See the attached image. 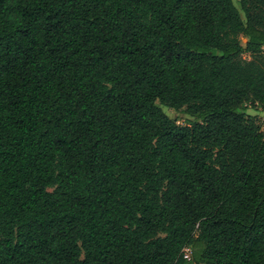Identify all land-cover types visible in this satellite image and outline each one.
Returning a JSON list of instances; mask_svg holds the SVG:
<instances>
[{
    "label": "trees",
    "instance_id": "1",
    "mask_svg": "<svg viewBox=\"0 0 264 264\" xmlns=\"http://www.w3.org/2000/svg\"><path fill=\"white\" fill-rule=\"evenodd\" d=\"M248 106L264 0H0V264H264Z\"/></svg>",
    "mask_w": 264,
    "mask_h": 264
},
{
    "label": "rangeland",
    "instance_id": "2",
    "mask_svg": "<svg viewBox=\"0 0 264 264\" xmlns=\"http://www.w3.org/2000/svg\"><path fill=\"white\" fill-rule=\"evenodd\" d=\"M248 58V56H246ZM161 110L171 119L175 120L178 125H188L191 124L194 119L184 113L183 110L181 111H175L173 109H170L166 106L159 105ZM246 113L252 116L256 117L257 123L260 125V129L264 134V111H262L259 107H251L248 106Z\"/></svg>",
    "mask_w": 264,
    "mask_h": 264
},
{
    "label": "built area",
    "instance_id": "3",
    "mask_svg": "<svg viewBox=\"0 0 264 264\" xmlns=\"http://www.w3.org/2000/svg\"><path fill=\"white\" fill-rule=\"evenodd\" d=\"M183 258L189 260L190 259V250L184 249L183 251Z\"/></svg>",
    "mask_w": 264,
    "mask_h": 264
}]
</instances>
